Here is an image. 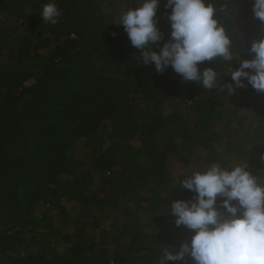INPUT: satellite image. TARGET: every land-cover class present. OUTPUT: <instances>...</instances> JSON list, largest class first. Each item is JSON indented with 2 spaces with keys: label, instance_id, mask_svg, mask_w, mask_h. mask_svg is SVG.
<instances>
[{
  "label": "trees",
  "instance_id": "1",
  "mask_svg": "<svg viewBox=\"0 0 264 264\" xmlns=\"http://www.w3.org/2000/svg\"><path fill=\"white\" fill-rule=\"evenodd\" d=\"M114 1L0 0V264H159L164 247L193 235L170 213L189 198L178 169L247 163L264 183V111L246 140L236 122L241 106H259L251 85L228 94L139 63L118 10L105 12ZM50 2L61 12L54 25L40 15ZM120 2L127 11L143 0ZM208 2L242 53L238 68L264 23L253 0ZM166 3L156 51L171 38ZM231 66L198 65L219 85L233 83Z\"/></svg>",
  "mask_w": 264,
  "mask_h": 264
},
{
  "label": "clouds",
  "instance_id": "2",
  "mask_svg": "<svg viewBox=\"0 0 264 264\" xmlns=\"http://www.w3.org/2000/svg\"><path fill=\"white\" fill-rule=\"evenodd\" d=\"M160 0H143L120 16L131 45L139 50V63L155 65L157 73L169 66L185 82H196L205 89L219 87L233 93L236 88L251 85L264 92V37L254 40L245 50L253 55L243 59L238 68L231 62L242 53L233 50V40L217 16V8L208 0H167L171 8V38L159 51L154 46L163 40L158 28L157 9ZM219 11L228 12L225 5ZM252 12L264 23V0H253ZM43 22L56 24L61 15L54 2L43 5ZM113 36L116 35L114 32ZM217 58L231 66L233 83L219 85L217 71L198 67ZM183 189L196 195L192 200H175L170 213L175 225L193 232L190 239L162 249L159 264L181 261L190 256L194 264H264V183L249 170L247 163L228 168L212 163L205 170H193L181 183ZM218 197L223 198L218 204Z\"/></svg>",
  "mask_w": 264,
  "mask_h": 264
},
{
  "label": "rangeland",
  "instance_id": "3",
  "mask_svg": "<svg viewBox=\"0 0 264 264\" xmlns=\"http://www.w3.org/2000/svg\"><path fill=\"white\" fill-rule=\"evenodd\" d=\"M111 4L113 7L105 9V12H111V11L116 12V10H118V12H116L114 15L116 18H120L122 13L125 11V4L121 3L120 0H116ZM251 88H252V86H251ZM249 94H250L249 98L255 100L259 104V106L257 105V106L252 107V105L251 106L243 105L239 109L240 115H237V116L242 121L240 120L239 122L238 121H236V122L239 123V125H242L241 129L243 130V134H244L242 136L244 138L243 140H246L245 138L247 137V134L254 127L253 126L254 122H257V120H261L262 113L264 111L263 101L258 100V95L256 94V90L252 88V90L249 91ZM239 96H241L240 98H242L244 95L241 94ZM225 101L227 102V99ZM232 114H233L232 110L225 108L223 119H225L227 122H230V125L235 127L237 123L234 120L232 121V119H231L233 116ZM244 117H246L247 120H245ZM234 118H236L235 115L233 116V119ZM261 158L262 157H260V159ZM177 172L181 174L179 186H181V183L184 179H186L188 176H190L192 174V171H190L189 168L183 169V170L178 169ZM187 193L189 195V198H188L189 201L192 200L194 198V196L196 195L194 192H192L190 190H187Z\"/></svg>",
  "mask_w": 264,
  "mask_h": 264
}]
</instances>
